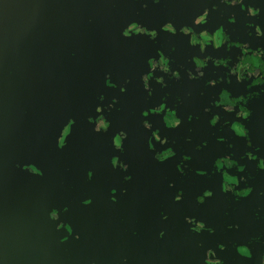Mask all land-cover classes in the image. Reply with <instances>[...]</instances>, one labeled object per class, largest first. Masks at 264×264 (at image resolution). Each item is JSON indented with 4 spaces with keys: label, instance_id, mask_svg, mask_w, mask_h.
I'll use <instances>...</instances> for the list:
<instances>
[{
    "label": "water",
    "instance_id": "95a60500",
    "mask_svg": "<svg viewBox=\"0 0 264 264\" xmlns=\"http://www.w3.org/2000/svg\"><path fill=\"white\" fill-rule=\"evenodd\" d=\"M245 2L260 7L258 18L249 19L238 7L224 8L219 0H161L160 5L141 0L147 7L131 0H0V264H123L125 260L127 264H203L204 252L215 250L217 243L225 245L224 252H217L224 264H259L264 244L250 246L252 260L239 258L232 244L264 236V220L253 217L258 208L264 216V199L256 195L264 191V172L243 161L254 177L249 182L253 193L239 203L221 194L220 178L211 176V166L228 148L227 143H216L217 136L234 145L236 158L251 149L227 129L219 133L210 128V117L203 114L221 87L238 96L245 94V85L233 80L231 85L205 87L206 80L222 75L211 65L198 82L188 81L183 72L179 82L165 77L168 87L163 90L153 82L150 100L140 83V76L148 71L147 59L158 49L168 55L174 46L172 67L193 68L190 58L199 52L188 47L179 28L191 24L203 7L209 8L210 15L202 27L212 31L223 25L233 40L264 48V39H249L244 27L258 23L264 30V0ZM214 4L224 15L211 11ZM229 15L236 17L234 25L227 23ZM133 21L155 29L156 42L143 36L123 38L122 31ZM168 22L177 27V35L160 31ZM205 54L220 57L225 51L209 48ZM237 54L238 50H232L233 59ZM105 74L117 85L115 90L104 86ZM125 79L128 85H123ZM120 86L126 87L123 95ZM187 91L191 97L177 112L180 127L165 130L159 117L147 118L154 129H160L162 138L177 141L175 159L158 163L147 149L150 132L140 126V112L157 106L165 92L171 107L174 98L184 97ZM100 95L105 97L103 104L98 101ZM113 98L118 103L104 113L110 128L97 134L88 117L95 118V108H106ZM248 107L252 115L244 124L253 147L259 146L264 157V94ZM223 118L231 121L234 116ZM69 119L75 121L73 129L65 147L58 150L57 138ZM121 130L127 133L122 154L111 143ZM188 135L190 144L184 143ZM201 141H207V148L195 152ZM155 147L160 150L158 144ZM182 152L192 157L184 166V176L176 170ZM114 156L128 166L127 172L112 169ZM26 164H33L43 175L22 171ZM197 169L209 175L196 176ZM125 176L131 177L127 183ZM113 189L115 203L110 200ZM206 189L213 196L198 205L196 197ZM177 191L183 192V198L174 203ZM89 199L92 203L83 206L81 202ZM53 208L60 210L56 222L48 219ZM161 213L168 217L166 221ZM186 216L214 228V235L190 233ZM60 223L73 230L63 244L60 241L68 233L56 230ZM228 225H238V230L229 231ZM161 231L165 235L158 239Z\"/></svg>",
    "mask_w": 264,
    "mask_h": 264
},
{
    "label": "clouds",
    "instance_id": "9594fccd",
    "mask_svg": "<svg viewBox=\"0 0 264 264\" xmlns=\"http://www.w3.org/2000/svg\"><path fill=\"white\" fill-rule=\"evenodd\" d=\"M132 4H141V0H131ZM153 5H160L161 0H151ZM219 5H223L227 9L239 8L240 12L245 13L249 19L258 18L260 15V7L254 6V4H246L245 0H219ZM219 5L214 4L211 8L212 12H220L224 15L223 11ZM141 7H147L146 4H141ZM210 15V10L208 7H203L191 20V24L181 26L179 28V34L187 39V44L189 48L197 49L199 55H193L190 58V63L193 65L192 69H185L181 65H177L174 69L172 65L175 61L172 59L173 53H175V47L169 49L168 55L160 49L154 57H149L146 61L148 71L140 76V83L142 85L143 91L147 94L146 99L150 100L153 95V89L151 87L152 83L159 85L161 90L168 87V83L165 80L167 78L168 82H179L183 77L181 72L190 82H198L205 77V70L209 65L213 69L219 70L222 75L217 76L215 79H208L205 81V87L207 88H217L220 85H231L233 80L237 84L245 85V94L233 96L227 88L221 87L218 91L214 101H212L207 107L203 109V114L208 119V125L210 128H216L217 132L223 133L224 129H227L230 134L235 138H241L245 141L246 148L251 149V151H245L242 155L236 158L235 152L232 151L234 145L228 143L223 135H219L216 138V143L225 144L227 143L228 150L225 154L216 157L212 161L211 166V176H219L220 185L219 189L221 194L230 195L233 203H239L251 196L254 189L249 185V182L254 180V177L247 173V165L242 163L243 161H248L249 163H254L256 171L264 172V157L260 156L261 151L259 146L253 147L252 141L250 139L249 130L245 127L244 122L248 121L252 115L251 110L248 105L254 99L259 98L264 94V48L262 47H251L248 41L243 40H233L228 32L224 29L223 25L216 27L214 30L209 31L206 27L208 18ZM228 24H235L236 17L234 15H229L227 18ZM247 36L249 39H264V30H262L261 24L258 23H245L244 25ZM201 30L197 31L196 29ZM160 31L167 33L171 36L177 35V27L172 23L168 22L160 27ZM159 33L155 29L149 30L147 27L140 25L138 22L129 23L121 33V36L125 39H132L134 37H146L149 41L155 43L158 38ZM211 48L212 50L224 49L225 55L220 57H214L211 55H206V49ZM238 50V54L233 59L231 52L232 50ZM159 73V75H157ZM111 76L105 74L104 86L107 89L115 90L117 85L111 82ZM130 81L125 79L123 85H128ZM119 92L121 95L126 93V87L120 86ZM202 94V93H201ZM191 97V92L187 91L184 97L176 96L171 107L168 106L169 94H165L160 97V101L157 106L148 107L147 110H142L140 112L141 123L140 126L146 131L150 132L147 137V149L153 153V159L158 163H165L169 160L175 159L177 153L174 151V147L177 143L176 139H172L169 142L167 136L161 137L160 129L153 128V124L147 119L150 116H156L160 118V121L165 130H175L181 126L182 121L179 118L177 112L184 103L185 99ZM105 97L100 95L98 101L103 104ZM118 101L113 98L111 103L107 105L106 108L97 106L95 108V118L92 116L88 117V123L94 125L93 131L97 134L107 133L110 128V122L106 119L104 113L110 112L114 105ZM120 109H117L119 111ZM224 115H232L234 119L231 121L223 118ZM193 117L190 115L188 120L191 121ZM199 119V117H196ZM75 121L69 119L67 124L63 126L57 141V149H63L66 145V138H69L70 131L73 129ZM191 133L192 129H188ZM127 139V133L125 131H119L112 137V146L114 150L123 153V142ZM171 143V146H167ZM184 143L190 144L191 135L184 137ZM160 146V150L157 151L155 145ZM207 141H201L195 146V152H201L207 148ZM192 157L187 154L181 153L179 163L176 165L177 172L184 176L186 175L184 171V166L191 162ZM110 164L113 170L119 168L122 172H127L128 166L120 161L119 157H112ZM17 167H21L17 165ZM22 171H26L37 177L42 176L43 173L33 164H26L21 168ZM192 172V169H188ZM91 173V172H89ZM88 173V174H89ZM195 175L199 177L208 176L209 173L205 170L197 169ZM92 177V176H91ZM91 177L88 178L91 179ZM131 180L130 176L124 177V182L127 183ZM243 185V187H241ZM170 188L173 185L170 183L168 185ZM115 190L110 192V200L115 203L114 199ZM123 195V190L121 191ZM257 197L264 199V191L257 192ZM213 192L210 190H204L199 196L196 197V203L198 205H203L206 200L211 199ZM183 198V192L177 191V194L173 197V202L178 203ZM83 206H89L92 201L83 200ZM59 211L53 208L48 213V219L51 222H56L59 219ZM63 212H67L68 209L64 208ZM261 209H257L253 213L255 220H264V216L260 215ZM225 216L228 215L227 212L224 213ZM161 219L166 221L168 217L161 213ZM185 223L189 225V232L195 235L202 233H208L209 235H214L215 229L212 227H207L203 221L197 220L196 217H185ZM228 230H238V225H228ZM57 231L64 230L68 233L61 239L60 243L63 244L68 240V237L73 235V230L71 226L67 223L57 224ZM135 235V233H133ZM165 233L161 231L158 234V239L163 238ZM79 239L78 236L75 237ZM255 244H264V236L256 235L247 240L246 243H236L233 242L232 247L235 250L236 255L239 258L252 260L253 253L250 246ZM197 247H202L201 244H197ZM226 250L223 243H217L215 250L208 248L204 252L203 264H224V261L217 256V252H224ZM123 264H127V261H123ZM259 264H264V252L259 254Z\"/></svg>",
    "mask_w": 264,
    "mask_h": 264
},
{
    "label": "snow or ice",
    "instance_id": "6c2138e0",
    "mask_svg": "<svg viewBox=\"0 0 264 264\" xmlns=\"http://www.w3.org/2000/svg\"><path fill=\"white\" fill-rule=\"evenodd\" d=\"M88 175H89V177H91L92 176V173H89Z\"/></svg>",
    "mask_w": 264,
    "mask_h": 264
}]
</instances>
